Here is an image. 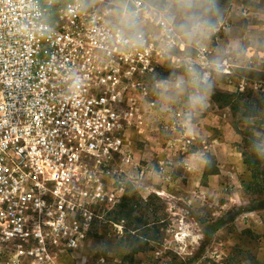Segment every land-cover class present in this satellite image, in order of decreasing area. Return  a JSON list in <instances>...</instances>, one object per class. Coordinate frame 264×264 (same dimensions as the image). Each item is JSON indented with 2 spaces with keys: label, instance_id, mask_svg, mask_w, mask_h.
I'll use <instances>...</instances> for the list:
<instances>
[{
  "label": "built area",
  "instance_id": "1",
  "mask_svg": "<svg viewBox=\"0 0 264 264\" xmlns=\"http://www.w3.org/2000/svg\"><path fill=\"white\" fill-rule=\"evenodd\" d=\"M115 1L0 0V264L87 262L145 176L131 135L159 112L177 28Z\"/></svg>",
  "mask_w": 264,
  "mask_h": 264
},
{
  "label": "rangeland",
  "instance_id": "2",
  "mask_svg": "<svg viewBox=\"0 0 264 264\" xmlns=\"http://www.w3.org/2000/svg\"><path fill=\"white\" fill-rule=\"evenodd\" d=\"M262 1L146 0L174 19L179 47L165 55L159 112L132 132L145 176L127 194L150 209L161 241L128 262L118 248L123 226L108 213L81 251L83 264H264V192L245 187L242 135L232 109L213 100L243 93L264 105V55L250 54L264 52V16H247L264 12ZM115 3L120 15L125 0ZM256 133L264 151V134Z\"/></svg>",
  "mask_w": 264,
  "mask_h": 264
},
{
  "label": "trees",
  "instance_id": "3",
  "mask_svg": "<svg viewBox=\"0 0 264 264\" xmlns=\"http://www.w3.org/2000/svg\"><path fill=\"white\" fill-rule=\"evenodd\" d=\"M251 98L250 94L245 96L243 93L219 92L213 100L220 107L232 109L236 119L235 128L243 138V164L249 177V185L245 187L252 190L253 194H261L264 192V151L256 131L264 134V105L256 101L254 107L249 102ZM240 122L248 123L244 130L239 129ZM149 210L142 208L134 197L126 194L121 203L108 214V221L123 226L118 248L127 252L128 262H132L136 255L153 249L161 241L158 228L154 227L156 223L148 220ZM205 234L209 236L210 233L206 231ZM172 264L187 263L181 261Z\"/></svg>",
  "mask_w": 264,
  "mask_h": 264
},
{
  "label": "crops",
  "instance_id": "4",
  "mask_svg": "<svg viewBox=\"0 0 264 264\" xmlns=\"http://www.w3.org/2000/svg\"><path fill=\"white\" fill-rule=\"evenodd\" d=\"M259 1L261 2L262 0H255V2H258L259 3ZM262 3H263V1H262ZM255 9V8H254ZM256 10V9H255ZM264 12H262V11H258V10H256L255 12L253 11V9L250 11V12H248V14H247V16L248 17H263L264 15ZM252 52L254 53V54H256L257 56L260 54V55H264V52H261L258 48H256V47H251V51H250V54H252Z\"/></svg>",
  "mask_w": 264,
  "mask_h": 264
}]
</instances>
